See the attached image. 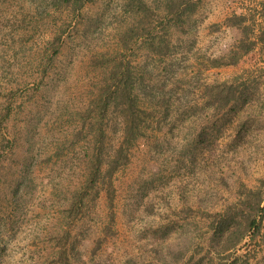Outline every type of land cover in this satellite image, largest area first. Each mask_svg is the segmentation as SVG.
Here are the masks:
<instances>
[{
	"label": "rangeland",
	"instance_id": "obj_1",
	"mask_svg": "<svg viewBox=\"0 0 264 264\" xmlns=\"http://www.w3.org/2000/svg\"><path fill=\"white\" fill-rule=\"evenodd\" d=\"M0 264H264V0H0Z\"/></svg>",
	"mask_w": 264,
	"mask_h": 264
},
{
	"label": "trees",
	"instance_id": "obj_2",
	"mask_svg": "<svg viewBox=\"0 0 264 264\" xmlns=\"http://www.w3.org/2000/svg\"><path fill=\"white\" fill-rule=\"evenodd\" d=\"M224 226H225V225H224ZM224 226H223V230H224V228H226V227H224ZM223 230H222V231H223Z\"/></svg>",
	"mask_w": 264,
	"mask_h": 264
}]
</instances>
